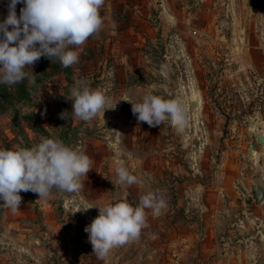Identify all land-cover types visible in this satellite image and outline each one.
I'll list each match as a JSON object with an SVG mask.
<instances>
[{"label": "rangeland", "instance_id": "1", "mask_svg": "<svg viewBox=\"0 0 264 264\" xmlns=\"http://www.w3.org/2000/svg\"><path fill=\"white\" fill-rule=\"evenodd\" d=\"M8 3L0 0V22ZM100 13L102 30L76 49L78 63L69 69L41 57L26 69L36 78L26 80L28 97L0 107V148L59 138L92 160L80 191L46 199L22 191L15 213L0 200V264H264V206L253 189L257 179L264 184V143L256 138L264 119L252 127L264 73V0H105ZM78 79L108 98L109 109L88 122L67 108ZM148 92L183 105L182 132L137 120L130 102ZM65 111L69 119L60 118ZM117 165L137 183L114 185ZM147 192L166 200L162 215L145 209L140 236L99 259L84 231L99 209L79 210L135 206ZM209 228L227 242L214 256L200 254L194 235Z\"/></svg>", "mask_w": 264, "mask_h": 264}, {"label": "clouds", "instance_id": "2", "mask_svg": "<svg viewBox=\"0 0 264 264\" xmlns=\"http://www.w3.org/2000/svg\"><path fill=\"white\" fill-rule=\"evenodd\" d=\"M21 3L18 16L16 6ZM104 3L105 0H9L7 17L0 22V84L11 87L24 80L35 84V75L26 69H32L41 57L58 60L63 68L78 63L76 49L102 30L100 10ZM66 97L73 102L72 119L88 122L109 109L108 98L85 79L76 80ZM130 103L137 120L150 127L167 122L182 132L187 122L185 109L178 101L148 92L139 102ZM60 118L69 119V113L62 112ZM90 170V157L59 138L42 137L31 148H0V200L15 213L20 209L22 191L36 193L39 199L49 198L54 192L74 193L82 189L81 178ZM115 173L114 185L137 183L126 167L117 165ZM94 207L99 209V215L84 231L93 252L103 260L113 247L140 236L146 225L145 209L159 217L167 203L163 196L147 192L135 206L118 201L102 207L86 205L79 211Z\"/></svg>", "mask_w": 264, "mask_h": 264}, {"label": "crops", "instance_id": "3", "mask_svg": "<svg viewBox=\"0 0 264 264\" xmlns=\"http://www.w3.org/2000/svg\"><path fill=\"white\" fill-rule=\"evenodd\" d=\"M264 47V46H263ZM245 64V66H248L249 63L247 61V59L244 56L240 57V61H239V65L241 66L242 64ZM264 178V176H263ZM264 180V179H263ZM257 203L260 204V206H264V200L259 202L257 201ZM195 238H199L196 239L197 240V245L200 248V254L204 255L205 253L208 254V256L212 255L214 256L215 253L217 252H221V243H227V242H220L218 235L213 233V229L209 228L207 230V233H205L204 235H202V237L200 238L198 234H194ZM194 242V238L193 236L190 234L188 236H185L182 238V241L187 243V246L189 245V243ZM223 255L229 257V252L226 250V248H224L223 250ZM210 264H226L225 262H218L216 260H212Z\"/></svg>", "mask_w": 264, "mask_h": 264}, {"label": "trees", "instance_id": "4", "mask_svg": "<svg viewBox=\"0 0 264 264\" xmlns=\"http://www.w3.org/2000/svg\"><path fill=\"white\" fill-rule=\"evenodd\" d=\"M68 68L70 69V67ZM65 73L68 77L69 71H65ZM26 83V80H24L11 87L0 84V107L3 108L2 110L10 108L11 106H14L16 101H22L28 97ZM71 103L73 104L72 100ZM67 108L72 109V106L69 105ZM29 117L30 115H25V118ZM31 117H33V113H31Z\"/></svg>", "mask_w": 264, "mask_h": 264}, {"label": "built area", "instance_id": "5", "mask_svg": "<svg viewBox=\"0 0 264 264\" xmlns=\"http://www.w3.org/2000/svg\"><path fill=\"white\" fill-rule=\"evenodd\" d=\"M253 122L264 119V73L259 78L252 97Z\"/></svg>", "mask_w": 264, "mask_h": 264}, {"label": "water", "instance_id": "6", "mask_svg": "<svg viewBox=\"0 0 264 264\" xmlns=\"http://www.w3.org/2000/svg\"><path fill=\"white\" fill-rule=\"evenodd\" d=\"M198 104V100H193L192 105L195 107ZM257 141L259 143H264V135L261 132H257L256 135ZM254 192L257 197V201L261 202L264 200V184L260 181V179L256 180V183L253 185Z\"/></svg>", "mask_w": 264, "mask_h": 264}, {"label": "bare ground", "instance_id": "7", "mask_svg": "<svg viewBox=\"0 0 264 264\" xmlns=\"http://www.w3.org/2000/svg\"><path fill=\"white\" fill-rule=\"evenodd\" d=\"M256 126H257V122H253L252 127H256Z\"/></svg>", "mask_w": 264, "mask_h": 264}]
</instances>
